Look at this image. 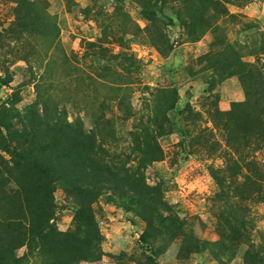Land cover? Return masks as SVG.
<instances>
[{
	"label": "rangeland",
	"instance_id": "rangeland-1",
	"mask_svg": "<svg viewBox=\"0 0 264 264\" xmlns=\"http://www.w3.org/2000/svg\"><path fill=\"white\" fill-rule=\"evenodd\" d=\"M32 1L51 25L48 35L18 24L15 3L0 0V31L10 45L0 69L8 79L0 84V110L13 112L18 120L11 123L19 128L41 95L64 107L68 120L80 117L105 161L120 158L138 168L147 185L160 184L161 199L170 206L161 213L183 223L186 235L169 238L155 223L159 232L146 248L139 240L145 222L103 196L90 204L97 231H87L76 220L78 200L58 183L51 230L40 246H19L16 235L9 246L6 229H0L4 255L22 256L20 264H244L247 249L263 256L264 180L241 165L226 198L211 171L229 180L232 160L253 159L264 172L263 119L241 105L245 73L252 66L264 73V0H215L206 11L195 0H163L158 28L133 0ZM197 22L206 24L199 34L191 32ZM163 43L170 47L166 53ZM172 87L177 94L169 111ZM155 114L164 124L176 120L179 128L156 136ZM229 118L240 138L227 132ZM143 129L152 132L150 152L132 139L134 131L143 140ZM2 159L9 155L0 141V179ZM8 197L0 221L10 217L13 230L23 198Z\"/></svg>",
	"mask_w": 264,
	"mask_h": 264
},
{
	"label": "trees",
	"instance_id": "trees-1",
	"mask_svg": "<svg viewBox=\"0 0 264 264\" xmlns=\"http://www.w3.org/2000/svg\"><path fill=\"white\" fill-rule=\"evenodd\" d=\"M9 1L15 3L14 18L18 24L31 28L39 34L48 35L51 25L35 13L32 0ZM133 1L138 4L141 13L151 24L157 28L160 27L162 22L159 16L160 2L162 3L163 0ZM195 2L201 10L206 11L214 5L215 0H195ZM205 28V23L197 22L191 27V32L199 34ZM9 49L10 45L0 31V69L3 68L4 57ZM160 49L161 52L166 53L170 47L167 43H163ZM244 78L247 82L246 98L241 105L253 115L262 117L264 124V73L252 66L245 73ZM7 80L0 76V84ZM168 93L172 97L168 101L166 110L170 111L175 109L173 95L177 94V89L172 87ZM27 113L28 121L20 120V127L15 128L11 119L18 120V117L7 108L3 107L0 110V141L3 142V148L9 155L8 160L2 159L6 163V168L0 179V189L6 195L4 203L8 202L10 197L8 195L16 197L21 195L23 198V202L19 203V216L13 229L16 232H13L10 227L12 222L10 217L0 221V229L2 231L6 229L7 232V236L3 239H7L9 246L14 235L18 237L19 246L25 245L29 249L36 244L40 246L44 236L51 230L49 220L54 214L52 193L58 183L62 184L67 191L71 190L78 200L76 220L87 231H97V224L90 212V204L103 196L107 200L120 201L127 208L133 209L145 222V228L139 240L146 248H151V240L159 232L156 224L165 229L163 232L169 238L181 235L184 239L186 234L181 231L183 223L177 219L174 220L170 215L164 216L161 213V210L170 212V206L161 199L160 184L147 185L139 169L132 166L126 167L125 161L120 158L115 159L114 164L105 161L97 149L96 135L84 127L80 117L68 120L64 107L48 102L41 95H37L36 101L27 108ZM152 122L156 136L179 128L176 120L169 119L167 124H164L157 114L152 118ZM224 125L227 132L231 134V138H240L239 135L234 134L237 126L231 118L226 120ZM142 132L143 140L140 141L134 131H131L132 139L137 148L144 142L150 152L152 132L148 129H143ZM244 142L247 144L246 141ZM145 152L148 154V150ZM155 159L157 158L154 155L150 157V160ZM241 165L247 171L257 175L259 180H264L263 168L256 160L250 159L243 161L242 164H239L236 159L232 160L229 165L231 169L229 180L218 170L211 171L220 194L226 198L229 196L230 189H233L231 185L235 183L231 182L235 181L234 178ZM101 188L106 191L103 189L101 191ZM261 193L264 201V188H261ZM4 203L0 204V207ZM166 221L172 223L167 224ZM244 221V218H240L242 225ZM246 223H249V219L245 221ZM246 229L244 225L242 230L244 237L248 236ZM233 236V239L237 238L236 235ZM194 242L197 244L196 239ZM21 259L22 256L6 257L0 245V264L8 261L10 264H20ZM243 262L244 264H264V255L259 256L247 249L243 254Z\"/></svg>",
	"mask_w": 264,
	"mask_h": 264
}]
</instances>
